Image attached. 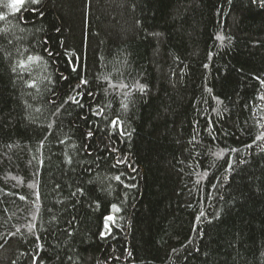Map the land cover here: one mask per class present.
<instances>
[{
  "label": "trees",
  "instance_id": "trees-1",
  "mask_svg": "<svg viewBox=\"0 0 264 264\" xmlns=\"http://www.w3.org/2000/svg\"><path fill=\"white\" fill-rule=\"evenodd\" d=\"M12 1L0 264H264V0Z\"/></svg>",
  "mask_w": 264,
  "mask_h": 264
},
{
  "label": "snow or ice",
  "instance_id": "snow-or-ice-1",
  "mask_svg": "<svg viewBox=\"0 0 264 264\" xmlns=\"http://www.w3.org/2000/svg\"><path fill=\"white\" fill-rule=\"evenodd\" d=\"M29 2L32 3V4H37V3H39V0H29ZM24 3H25V0H13V4H12V6L15 8V7H17V5H24ZM205 67H207V65H205ZM73 70L75 71V69H73ZM257 79H259V78H257ZM81 83H82V84H86L87 81L82 80ZM260 83H261L262 85H264V80H261ZM141 90H142V89H141ZM261 99H264V97H261ZM73 102L78 103V101H76L74 97H73ZM113 126L115 127V122H114ZM86 135L90 138L91 135H92V133H91V132H88ZM260 138H264V137H260ZM41 163H42V161H41ZM116 179L119 180V177L117 176ZM113 208H114L116 211H119V209L116 208L115 205L113 206ZM203 215H204L203 212H201V216H203ZM107 219L112 220L113 218H112L111 216H109ZM197 220H199V217H197ZM17 231H19V229H18ZM129 255H130V254H129Z\"/></svg>",
  "mask_w": 264,
  "mask_h": 264
},
{
  "label": "rangeland",
  "instance_id": "rangeland-1",
  "mask_svg": "<svg viewBox=\"0 0 264 264\" xmlns=\"http://www.w3.org/2000/svg\"><path fill=\"white\" fill-rule=\"evenodd\" d=\"M12 4H13V1H12ZM19 5H17V7H18ZM17 7H15V8H17Z\"/></svg>",
  "mask_w": 264,
  "mask_h": 264
}]
</instances>
